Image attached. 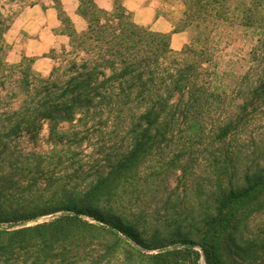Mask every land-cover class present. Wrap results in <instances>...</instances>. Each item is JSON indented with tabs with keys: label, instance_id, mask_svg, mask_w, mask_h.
Here are the masks:
<instances>
[{
	"label": "trees",
	"instance_id": "16d2710c",
	"mask_svg": "<svg viewBox=\"0 0 264 264\" xmlns=\"http://www.w3.org/2000/svg\"><path fill=\"white\" fill-rule=\"evenodd\" d=\"M175 1L181 51L78 0L48 77L0 62V264H264V0Z\"/></svg>",
	"mask_w": 264,
	"mask_h": 264
},
{
	"label": "rangeland",
	"instance_id": "374dc122",
	"mask_svg": "<svg viewBox=\"0 0 264 264\" xmlns=\"http://www.w3.org/2000/svg\"><path fill=\"white\" fill-rule=\"evenodd\" d=\"M77 8L78 0H29L17 7V16L5 36L7 50L0 54V62L5 60L9 65L15 66L21 62L29 64L32 61L35 72L42 78L48 77L55 63L53 56L68 44L69 25L78 33L86 29L84 19L81 25L71 19L70 14ZM180 10L177 1L165 0L159 13L167 17L173 25L180 16ZM188 40L189 37L187 42ZM49 218L51 217H43L39 222Z\"/></svg>",
	"mask_w": 264,
	"mask_h": 264
},
{
	"label": "crops",
	"instance_id": "0c3cea01",
	"mask_svg": "<svg viewBox=\"0 0 264 264\" xmlns=\"http://www.w3.org/2000/svg\"><path fill=\"white\" fill-rule=\"evenodd\" d=\"M98 6L103 10H111L114 0H96ZM165 0H123V7L132 15L134 22L143 27L150 28L153 32L169 34L171 36V47L173 50H181L187 43L186 32L173 33V25L167 17L159 13L160 7ZM74 23L82 24L83 18L74 9L70 14Z\"/></svg>",
	"mask_w": 264,
	"mask_h": 264
}]
</instances>
